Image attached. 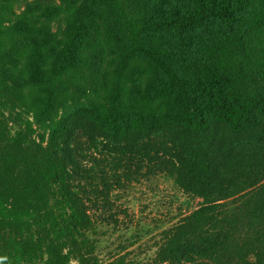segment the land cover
I'll return each mask as SVG.
<instances>
[{
  "label": "trees",
  "instance_id": "1",
  "mask_svg": "<svg viewBox=\"0 0 264 264\" xmlns=\"http://www.w3.org/2000/svg\"><path fill=\"white\" fill-rule=\"evenodd\" d=\"M12 15L0 0V264H96L97 213L150 167L199 200L162 232L159 263L264 264V0H33ZM102 15L110 91L62 114ZM62 16L61 38L40 39ZM133 62L147 65L136 106ZM27 99L47 140L2 119Z\"/></svg>",
  "mask_w": 264,
  "mask_h": 264
},
{
  "label": "rangeland",
  "instance_id": "2",
  "mask_svg": "<svg viewBox=\"0 0 264 264\" xmlns=\"http://www.w3.org/2000/svg\"><path fill=\"white\" fill-rule=\"evenodd\" d=\"M33 0H11L13 15L20 14ZM43 2H57L61 0H40ZM103 16V15H102ZM62 16L52 20H41L34 30L40 34H57L61 38L66 30L67 18ZM106 18L98 17L91 32V41L97 44L95 53L89 52L82 61L81 75L74 77L70 85L61 87L60 113L68 112L77 106L87 105L104 98L107 90L110 91L109 80L120 60L113 54L114 44L104 38ZM9 23L5 22V25ZM0 39L6 40V34L0 32ZM11 46V45H9ZM93 44L90 45L92 49ZM90 51V50H88ZM93 51V50H91ZM147 65L133 62L126 74L131 87L127 93L132 95L135 102L144 101L146 96ZM141 104V103H140ZM36 100L27 99L18 102L15 110H3L2 119L8 125L12 134L27 133L39 142L48 138V122L38 123L34 113ZM1 118V113H0ZM47 119V118H46ZM31 126H28L27 123ZM98 159L99 155H94ZM103 167L109 170L110 165L105 162ZM138 173V169L135 168ZM133 169V170H134ZM146 175L134 174L131 184L125 189L116 187L111 194V204L100 210L101 222L91 235L96 244V264H161L159 263L158 249L162 240V232L177 222L181 214L198 206L199 200L189 201L172 183V181L158 173L153 168H145ZM99 221V220H98ZM72 264H78L73 261Z\"/></svg>",
  "mask_w": 264,
  "mask_h": 264
}]
</instances>
